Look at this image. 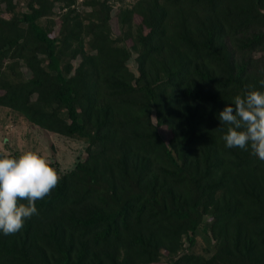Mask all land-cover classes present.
<instances>
[{"label":"trees","instance_id":"1","mask_svg":"<svg viewBox=\"0 0 264 264\" xmlns=\"http://www.w3.org/2000/svg\"><path fill=\"white\" fill-rule=\"evenodd\" d=\"M103 1L86 18L69 9L58 32L38 22L54 0L0 19V105L89 141L37 214L0 235V264H264V160L226 148L218 119L264 91V0H142L123 40ZM205 216L209 255L193 249Z\"/></svg>","mask_w":264,"mask_h":264},{"label":"rangeland","instance_id":"2","mask_svg":"<svg viewBox=\"0 0 264 264\" xmlns=\"http://www.w3.org/2000/svg\"><path fill=\"white\" fill-rule=\"evenodd\" d=\"M90 0H75L74 4L67 7L66 1L54 0L53 5L49 8L46 6L47 13L40 17L38 22L43 26L52 27L58 32L60 28H64L62 17L74 9L75 14L81 17H89L94 10L93 4L87 2ZM102 1V0H100ZM142 0H105L104 9L108 7L111 18L109 31L111 39H124L125 32L131 30L135 35L136 26L141 20V16L136 13L131 23L124 22L123 16L130 9H138V5ZM30 0H0V19H12L15 15H22L24 12L30 11ZM136 6V7H135ZM90 14V15H89ZM88 15V16H87ZM88 23L85 21V24ZM123 31L124 34H120ZM86 50L91 51L89 39L86 37ZM121 41V40H119ZM113 45L119 44L118 41L112 42ZM122 44V43H121ZM264 53V52H263ZM260 52L254 55L257 58ZM136 53L128 59L127 64L131 70H136L137 63L135 60ZM81 60V56L73 59V65L76 67ZM25 74L29 73L23 68ZM89 141L74 136H65L53 133L40 126L29 122L22 114L9 107L0 105V152L8 155H19L26 150L38 151L44 155L59 172H67L73 169L78 161L86 156V149ZM204 223L197 230V242L193 249L197 252L209 255L215 251V240L211 238L210 229L208 227L210 220L208 216L204 217ZM184 249H188V241L185 240Z\"/></svg>","mask_w":264,"mask_h":264},{"label":"clouds","instance_id":"3","mask_svg":"<svg viewBox=\"0 0 264 264\" xmlns=\"http://www.w3.org/2000/svg\"><path fill=\"white\" fill-rule=\"evenodd\" d=\"M218 119L227 126L222 136L226 148L250 150L264 160V91L250 89L236 95ZM58 180L57 169L38 151L0 153V235L18 232L26 219L37 214L36 201L48 195Z\"/></svg>","mask_w":264,"mask_h":264}]
</instances>
